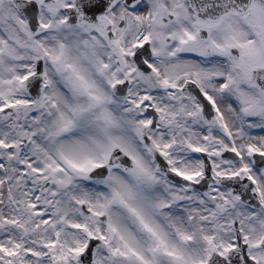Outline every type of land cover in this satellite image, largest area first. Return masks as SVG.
Masks as SVG:
<instances>
[{
  "label": "snow or ice",
  "instance_id": "obj_1",
  "mask_svg": "<svg viewBox=\"0 0 264 264\" xmlns=\"http://www.w3.org/2000/svg\"><path fill=\"white\" fill-rule=\"evenodd\" d=\"M0 264H264V0H0Z\"/></svg>",
  "mask_w": 264,
  "mask_h": 264
}]
</instances>
